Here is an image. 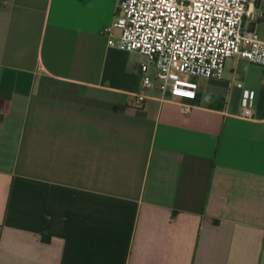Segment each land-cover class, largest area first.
I'll return each mask as SVG.
<instances>
[{"label": "crops", "instance_id": "crops-1", "mask_svg": "<svg viewBox=\"0 0 264 264\" xmlns=\"http://www.w3.org/2000/svg\"><path fill=\"white\" fill-rule=\"evenodd\" d=\"M117 3L0 0V264H264V67L138 106Z\"/></svg>", "mask_w": 264, "mask_h": 264}, {"label": "built area", "instance_id": "built-area-1", "mask_svg": "<svg viewBox=\"0 0 264 264\" xmlns=\"http://www.w3.org/2000/svg\"><path fill=\"white\" fill-rule=\"evenodd\" d=\"M249 4V0H118L114 21L104 32L112 37L117 30L118 40L111 45L147 59L140 69L143 91L135 104H143L145 90L154 81L163 93L195 97L199 80L222 79L233 57L264 67V40L256 30L264 13ZM183 111L190 108L184 106ZM240 117L253 118L248 94Z\"/></svg>", "mask_w": 264, "mask_h": 264}, {"label": "rangeland", "instance_id": "rangeland-1", "mask_svg": "<svg viewBox=\"0 0 264 264\" xmlns=\"http://www.w3.org/2000/svg\"><path fill=\"white\" fill-rule=\"evenodd\" d=\"M235 59H236V57H233V58L228 59L227 65L233 64V62H235Z\"/></svg>", "mask_w": 264, "mask_h": 264}]
</instances>
